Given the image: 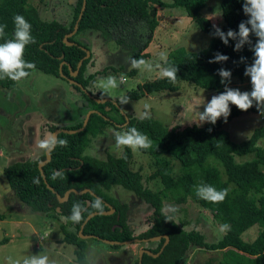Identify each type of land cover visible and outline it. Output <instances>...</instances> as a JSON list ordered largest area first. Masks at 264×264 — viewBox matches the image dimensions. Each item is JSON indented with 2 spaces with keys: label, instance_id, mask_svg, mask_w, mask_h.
Masks as SVG:
<instances>
[{
  "label": "trees",
  "instance_id": "16d2710c",
  "mask_svg": "<svg viewBox=\"0 0 264 264\" xmlns=\"http://www.w3.org/2000/svg\"><path fill=\"white\" fill-rule=\"evenodd\" d=\"M207 2L208 0H85V7L81 10L83 0H76L72 4L71 18L63 22L41 17L37 6L28 0H0V25H7L0 43L14 39L13 17L22 15L31 24V35L35 40V43L27 45L24 50L23 59L34 64V68L28 70L29 74L33 69L56 75L64 73L74 81H69L72 88L84 95L97 110L89 114L83 130L73 133L61 131L57 134L59 139L68 143L66 147L57 146L51 151L50 159L42 165L46 181L38 167V161L45 158V152L35 157L17 159L2 169L14 194L32 210L57 212L69 217L75 203H80L86 209L82 212L79 223L71 221L74 230H68L62 225V239L75 245V260L72 264H88L86 241L80 236V229L82 233L94 234L100 239L134 241L136 237L161 235L158 239H150L153 240L150 245L143 246L153 252L159 251L165 241V234L168 235L166 244L157 255L143 253V264H183L182 258L192 247L221 251L216 263L207 260L203 264H264V144L259 142L264 141V124L256 126L250 136L242 141L232 140L223 127L243 111L238 108L231 110L227 122L221 118L215 125L205 123L185 126H166L152 114L147 119L126 114L121 123L125 124L124 129L127 131L128 128L135 127L152 142L150 148L141 150L154 156L157 165L150 178L160 181L161 188L158 190L145 186L140 168H133L134 152L131 148L125 146L120 155L108 153L105 159L83 152L91 137L102 133L113 122L110 112L119 105L120 100L114 103L107 99L110 97L109 93L102 90L90 92L89 84L92 82L89 79L93 74H83L89 56L83 57L86 53L82 47L84 44L76 35L86 29L101 31L106 36L112 35L118 42L131 44L133 56L139 60L148 55V52L141 51L148 46L149 37L138 42L135 36L130 35L134 28L148 27L152 33L157 25L156 13L159 7H180L208 34L209 42L198 49H186L179 45L169 51L166 58L168 64L178 68L175 82L157 75L152 80L140 83L137 88L127 92L125 97L141 99L154 91L176 90V82L180 80L207 90H220L225 88V84L221 83L218 70L225 68L231 71L232 81L235 76L244 74L246 66L253 62L254 54L250 45L245 44L237 52L234 50L236 40L230 39L229 44L225 45L218 36L211 35L213 25L217 24L201 12ZM220 12L225 22L222 26H217L225 33L229 29L238 32L239 24L248 19L243 12V0H220ZM80 13L81 17L78 19ZM76 22V31L67 36L72 42L67 43L63 37L73 29ZM250 39L254 44L257 38L252 35ZM217 52L228 56V61L209 63ZM82 57L77 73L71 74ZM241 57L246 60L241 62ZM16 86L17 82L7 78L0 79L2 88ZM103 98H106L103 102L95 100ZM106 106L110 109L106 110ZM247 111L259 112L256 106ZM82 122L65 127L46 123L41 127V133L44 127L51 135L57 128L77 129L82 126ZM167 153L180 163L179 174L176 176L172 165L164 159L163 154ZM236 155L240 156L239 160ZM244 155L250 157L246 158ZM200 184L211 185L217 191L227 189V196L219 203L201 199L195 191ZM115 185L133 191L153 206L146 229L134 232L128 214L129 203L111 193ZM70 188L77 191L88 188L92 194L88 191L81 194L71 192L66 200L59 201L57 194L62 195ZM188 197L210 209L223 225H228L218 240L208 241L203 231L187 229L182 221H177L173 217V210L166 212L162 209L165 199L183 203ZM97 198L102 200L103 210L109 209V204H112L114 211L97 212L84 221L89 212L97 211L91 207ZM165 213L171 217V221L166 220ZM254 223L261 225L256 236L252 240L243 238L241 233ZM139 263L140 257L137 256L135 264Z\"/></svg>",
  "mask_w": 264,
  "mask_h": 264
},
{
  "label": "rangeland",
  "instance_id": "374dc122",
  "mask_svg": "<svg viewBox=\"0 0 264 264\" xmlns=\"http://www.w3.org/2000/svg\"><path fill=\"white\" fill-rule=\"evenodd\" d=\"M28 1L37 6L41 17L67 22L71 18L72 4L76 0ZM201 12L219 26L225 22L221 17L220 0H208ZM156 14L157 25L152 33L148 27H139L134 28L135 30L130 34L135 36L138 42H143L149 37L148 46L141 51V53L148 52V55L140 59L152 64L150 71L147 69L132 71L129 61L136 58L131 51V44L118 42L114 36H106L97 30L86 29L76 35L88 51L86 57L89 56V59L83 74L89 72L93 74L89 79V82H92L89 84L90 87L88 85L90 92L102 90L100 84L109 75L115 76L118 82L120 77L124 76L126 83L108 91L110 97L107 99L116 103L121 96L137 88L140 83L160 75V68L157 65L166 66L161 53L167 58L169 51L176 46L198 49L209 42L208 34L189 18L182 8L159 7ZM64 75L62 72L56 75L33 69L26 78L17 82L15 88L0 87V264H8L9 257L20 260L22 264L25 258L32 255H46L50 264H72L75 260L73 250L75 245L62 239L63 224L68 230L75 229L71 220L62 219L67 216L57 212L47 213L30 209L14 194L2 171L3 167L12 161L28 156L35 157L43 152L36 149L35 140L37 135L41 139L45 135H51L45 127L41 133L44 124L71 126L83 121L88 110L97 111L84 95L72 88ZM176 85L178 86L176 90L154 91L141 99H130L127 104L119 103L110 112L113 122L102 133L91 137L83 152L103 159L108 153L122 154L125 146H116L114 133L126 131L125 124H121L126 114L140 117L138 113L148 111L166 126L198 124L199 112L204 110V104L210 101L213 95L225 91V88L207 90L185 80L176 82ZM227 86L242 92L251 91L250 77L244 74L235 76ZM145 105L149 108L145 109ZM230 107L231 110L237 108L235 105ZM105 108L110 109L109 106ZM262 124H264V115L260 112L243 111L232 117L223 127L229 132L232 140L242 141L250 136L256 126ZM259 142L264 144L263 140ZM133 152L132 166L134 169L140 168L145 186L153 190L160 189V181L150 178L157 165L154 156L141 149ZM163 155L172 165L174 176L178 175L180 163L168 153ZM236 158L239 160L240 156L236 155ZM111 193L129 203L128 214L134 232H141L149 226L148 217L153 210L150 203L121 185H115ZM162 209L166 212L175 210L173 217L177 221H182L187 229L196 228L203 231L208 241L218 240L225 231L221 230L224 225L220 219L191 197L183 203L165 199ZM260 228L259 223H254L241 235L247 240H252ZM84 238L88 264H135L143 246L150 245L153 241L134 240L115 245L94 236ZM220 254V250L192 247L181 262L203 264L211 260L216 263Z\"/></svg>",
  "mask_w": 264,
  "mask_h": 264
},
{
  "label": "clouds",
  "instance_id": "9594fccd",
  "mask_svg": "<svg viewBox=\"0 0 264 264\" xmlns=\"http://www.w3.org/2000/svg\"><path fill=\"white\" fill-rule=\"evenodd\" d=\"M243 12L248 17L247 20L239 24V31L229 29L226 33L217 25H213V33L211 35L218 36L225 45L229 44V40H236L234 50L241 51L245 44L250 45V50L254 54L253 62L246 66L244 75L250 77L251 91H241L228 87L231 81L232 72L220 68L218 75L221 77V83L225 84V91L213 95L211 100L204 104V110L199 112V125L210 123L215 125L221 118L227 122L231 115L230 105H235L241 111H247L255 106L261 115H264V0H243ZM14 23V39L6 40L0 43V79H10L14 82H20L29 75L30 69L34 68V64L23 59L25 47L31 43H35L31 35V24L22 16L15 15L13 17ZM7 25H0V37L5 35ZM255 35L256 42L253 44L250 37ZM165 60L166 66H159L160 75L162 78H167L171 82H175L178 68L174 65L168 64ZM229 57L217 52L209 63H223L228 61ZM246 60L241 57V62ZM130 68L137 70H151L152 64L143 59H131L129 61ZM126 83L124 76H121L119 82L113 75L106 77L100 84L103 92H108L110 89L118 88L121 84ZM130 98L121 96L120 103H129ZM145 109L149 106L145 105ZM135 108V105H134ZM141 119L150 118L148 111L138 113ZM211 131V129H209ZM115 142L117 147L126 146L132 150L148 149L151 147V141L143 133L139 132L135 127L128 128L127 131L115 132ZM67 141L59 139L55 134L45 135L43 139L37 135L35 140L36 149L43 152H51L57 146L66 147ZM196 195L204 200L213 203L222 202L227 196V189L217 191L214 187L207 184L197 185L195 188ZM93 209L98 212H103V202L97 198L91 204ZM86 211L80 203H75L71 209V215L67 218L73 223H79L82 219V212ZM175 211V210H173ZM166 220L171 221V217L165 213ZM228 225L222 226V231L227 229ZM8 264H21L20 260H13L8 258ZM22 264H50L49 257L46 255H32L25 258Z\"/></svg>",
  "mask_w": 264,
  "mask_h": 264
},
{
  "label": "water",
  "instance_id": "95a60500",
  "mask_svg": "<svg viewBox=\"0 0 264 264\" xmlns=\"http://www.w3.org/2000/svg\"><path fill=\"white\" fill-rule=\"evenodd\" d=\"M84 7H85V0H83V4H82V7H81V10H83ZM80 17H81V13H80L79 16H78V19H79ZM76 29H77V22L74 24L73 29H72L70 32H68L67 34H65V36L63 37V39H64L65 42H67V43H71V42H72V41H69V40L67 39V36H70L71 34H73V33L76 31ZM82 47H83V46H82ZM83 48H84L85 51H86V53H85V55H84L83 57H86V56L88 55V51H87V49H86L85 47H83ZM83 57L79 59V61H78V63H77V67H76V69H75V70H72V71H71V74H76V73H77V70H78V68H79V66H80V64H81V61H82ZM60 63L62 64V63H63V60H62ZM61 64H60V68H61ZM69 67H70V66H69ZM60 70H61V69H60ZM70 82H74V81H73L72 79H70ZM105 100H106V99H97V101H101V102H102V101H105ZM92 111H93V110H88V111L86 112L81 127L77 128V129L57 128V129H55V130L52 132V134H55V135L57 136V134H58L59 132H61V131H63V132H68V133H73V132H76V131L83 130L84 126L86 125V123H87V121H88V116H89V114H90ZM49 159H50V152H45V158L42 159V160H40V161H38V167H39L40 173H41V175H42L44 181H46V180H45V176H44V173H43V170H42V165H43L46 161H48ZM47 186H48L50 189H52L49 185H47ZM87 191H88L89 193L92 194V192L89 191L88 188L83 189V190H80V191H77L75 188H70V189L66 190V191L64 192V194H62V195L57 194V197H58V200H59V201H64V200H66V199L68 198V196H69V194H70L71 192H75V193H79V194H81V193H84V192H87ZM108 204H109V203H108ZM87 205H88V200H87ZM109 206H110V208L107 209V210H103V213H109V212H113V211H114V207L112 206V204H109ZM57 209H59V207H57ZM97 212H98V211H91V212H89V213L87 214V216H86V218H85L84 221H86V219H88V217H90L91 215H93L94 213H97ZM79 234H80V236H82V237L94 236V234H90V233H82L81 229H80V231H79ZM160 236H161V235H154V236H152V237H150V238H148V237H144V238H138V237H136V238H134L133 240L158 239ZM94 237H95V236H94ZM101 239L106 240V241L111 242V243H127V242L132 241V240H130V239H128V240H115V239H108V238H101ZM167 240H168V235L165 234V241L163 242V244H162V246L160 247V249H159L158 252H153L151 249L146 248V247L142 248V250L140 251V255H139V257H140V263H139V264H143V263H142V256H143V253H144V252H148V253H150V254L157 255V254L161 251L162 247L166 244Z\"/></svg>",
  "mask_w": 264,
  "mask_h": 264
},
{
  "label": "flooded vegetation",
  "instance_id": "af4514ba",
  "mask_svg": "<svg viewBox=\"0 0 264 264\" xmlns=\"http://www.w3.org/2000/svg\"><path fill=\"white\" fill-rule=\"evenodd\" d=\"M83 46V45H82ZM65 78L68 79V81H70V78L69 76L65 75ZM103 99H106V98H103ZM97 100V99H96ZM103 102V101H102Z\"/></svg>",
  "mask_w": 264,
  "mask_h": 264
},
{
  "label": "crops",
  "instance_id": "0c3cea01",
  "mask_svg": "<svg viewBox=\"0 0 264 264\" xmlns=\"http://www.w3.org/2000/svg\"><path fill=\"white\" fill-rule=\"evenodd\" d=\"M153 240H155V239H153Z\"/></svg>",
  "mask_w": 264,
  "mask_h": 264
}]
</instances>
